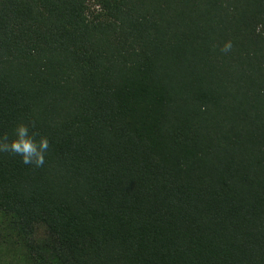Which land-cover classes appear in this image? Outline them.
Returning <instances> with one entry per match:
<instances>
[{
  "label": "trees",
  "instance_id": "trees-1",
  "mask_svg": "<svg viewBox=\"0 0 264 264\" xmlns=\"http://www.w3.org/2000/svg\"><path fill=\"white\" fill-rule=\"evenodd\" d=\"M20 125L0 264H264V0H0Z\"/></svg>",
  "mask_w": 264,
  "mask_h": 264
},
{
  "label": "clouds",
  "instance_id": "clouds-1",
  "mask_svg": "<svg viewBox=\"0 0 264 264\" xmlns=\"http://www.w3.org/2000/svg\"><path fill=\"white\" fill-rule=\"evenodd\" d=\"M227 47V46H226ZM16 138L11 143L0 144V150L9 151L22 158L24 164H35L41 166L44 163V153L48 149L49 142L47 138H41L37 144L29 136L28 128L20 125L15 130Z\"/></svg>",
  "mask_w": 264,
  "mask_h": 264
}]
</instances>
